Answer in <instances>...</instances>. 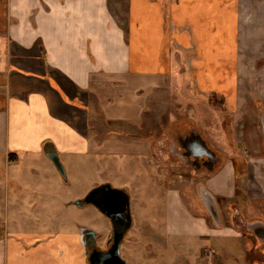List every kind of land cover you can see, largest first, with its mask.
Wrapping results in <instances>:
<instances>
[{
	"label": "crops",
	"instance_id": "1",
	"mask_svg": "<svg viewBox=\"0 0 264 264\" xmlns=\"http://www.w3.org/2000/svg\"><path fill=\"white\" fill-rule=\"evenodd\" d=\"M263 25L264 0H0V264H89L84 228L65 230V199L79 196L46 151L84 175L85 192L108 171L132 195L165 182V223L149 231L168 264H264V144L197 172L169 155L157 123L175 100L220 101L223 121L257 106L247 54ZM196 179L205 188L186 196ZM46 212L62 216L52 230L33 223Z\"/></svg>",
	"mask_w": 264,
	"mask_h": 264
},
{
	"label": "rangeland",
	"instance_id": "2",
	"mask_svg": "<svg viewBox=\"0 0 264 264\" xmlns=\"http://www.w3.org/2000/svg\"><path fill=\"white\" fill-rule=\"evenodd\" d=\"M261 35H263L261 44L257 47L256 43L259 41L252 42V45L249 43L247 54L249 60L248 68L250 69V71L248 70L250 73L248 74L247 79H251V82H253L252 87H250L249 90L252 92L251 96L254 97V101L259 102L258 105L256 106L255 104H252V108L248 109L246 114L241 118L234 119L233 117L227 116L225 121H223L218 118L220 115L218 110H221L222 107L220 101H215V108H210L209 111L205 105L193 101L188 102L186 99L179 103L178 100L171 101L160 108L161 115L159 117L161 118V121L157 123L158 126H161L158 132V136L159 138L161 137V140H163L165 136H168V131L171 127L173 128L175 126L172 122L173 119H177V122H174L175 124L178 123V125H185L189 123L191 127L197 130L198 135H203L211 150L218 156L224 157L226 155L228 157L230 156V153H235L239 148L241 149V153L245 155L246 153L243 151L248 150L251 143L257 145L264 144V104L261 103L259 99L255 98L256 89L254 86H256V83L253 81L254 76H257V78L259 77L258 79L261 78L262 81H264V34L261 33ZM256 72L257 74H255ZM150 131H153L152 128ZM239 133H243V135L241 136ZM236 137L239 139L242 138L243 142L241 145L234 143ZM222 140L224 141L220 146L222 151H218V142H221ZM234 155H236V153ZM73 175H70L67 171V179L68 181L70 179L72 180L73 184H71V187L75 193H77L75 195L83 199L96 187L106 184L104 182L109 181V178L113 179V183H111L113 188L118 187L119 184H122L120 182L123 181L121 174L119 173L118 175V172L115 173L113 171H108V173L103 175H94V178L100 185L91 187V189H88V191L85 192L87 184H85L84 175H78L76 178ZM158 176L159 175H157V177ZM159 179H157L158 182L154 179L148 180L145 190L141 191L139 194L137 193L138 195H132L130 192L128 193L130 197L131 215L132 218H134L135 223L131 231L127 234L124 241L125 244L121 248L122 256L128 264H168L164 255L158 258V255L155 253L158 251L153 247L155 233L154 231H149V227L153 226L162 229V220H164L165 223L166 219V217L163 218L162 215V212L164 213L167 207L163 195H166L169 186L167 188L165 182L160 185ZM201 188H205V182L203 180L197 181L196 179L194 189L184 190V194L187 196L192 193V191L199 194ZM78 192H81L82 195H78ZM79 198L75 200L65 199V203H69L68 206L66 205L67 213H69L66 217L69 220V224L65 230L68 228L72 231L74 230L73 232H78V230L80 231L82 228L98 230L99 246L104 247L108 238L107 235H110V233H106L110 225L108 218L94 206H88L81 209L76 205L71 204L72 202L79 200ZM43 202H45L43 207H46V204L50 206V204L57 202V199L55 196L51 195L46 197ZM34 218H36V220L33 223L42 227V230H52L50 228L51 223L59 222L57 220L61 219L62 216L52 214L47 215L46 212L43 215ZM145 221H147L149 226L146 225ZM16 224L19 227L21 221H17ZM30 226L33 227V225ZM144 227H148L147 231L143 229ZM126 241L129 242L128 245ZM134 242H137L136 246ZM146 243L150 244V246L148 244L146 245ZM129 247L130 249L132 247V249L128 250L127 248Z\"/></svg>",
	"mask_w": 264,
	"mask_h": 264
},
{
	"label": "water",
	"instance_id": "3",
	"mask_svg": "<svg viewBox=\"0 0 264 264\" xmlns=\"http://www.w3.org/2000/svg\"><path fill=\"white\" fill-rule=\"evenodd\" d=\"M199 139L202 143H204L200 136ZM206 148L208 149V147ZM46 155L53 162L63 180L66 181V170L60 161L59 155L55 151H46ZM204 156L209 157V154H200V157L203 158ZM202 193L203 197H205L207 201L210 200L209 202L211 205V210L213 211L212 214L216 220H219L214 199H212L205 190H202ZM99 194H106L109 197L111 205L114 207V209L118 210L121 208V210L124 211L126 223L120 232H116L114 230L112 231L111 237L108 239V249L106 251L96 249L94 252L88 255L89 264H128L123 258L121 252L122 245L133 225V218L130 210V197L128 193L124 190L115 189L110 184H104L96 187L84 199L77 200L73 204L81 209H84L88 206H94L109 220H111V212L103 209L101 204L95 199ZM82 236L84 244L88 247V237L90 236L95 242H97L99 235L91 229L84 228L82 230Z\"/></svg>",
	"mask_w": 264,
	"mask_h": 264
},
{
	"label": "flooded vegetation",
	"instance_id": "4",
	"mask_svg": "<svg viewBox=\"0 0 264 264\" xmlns=\"http://www.w3.org/2000/svg\"><path fill=\"white\" fill-rule=\"evenodd\" d=\"M205 143V142H204ZM202 143L197 134V130L189 125V123L183 125L175 124L172 131L168 134V139L164 143V147L170 154H176L182 163L188 164L190 167L195 169L197 172L205 171L209 167L213 166L219 159L218 155L215 154L207 145ZM208 147V149L206 148ZM175 148H177L175 150ZM209 154V157H200V154ZM120 196V195H119ZM103 209L111 212L110 221V235L108 236L105 246H99L98 240L95 242L90 236L87 239L88 252L89 254L94 252L96 249L106 251L108 249V239L111 237L112 231L120 232L125 223L124 211L120 209H114L112 207L109 197L106 194H99L95 198Z\"/></svg>",
	"mask_w": 264,
	"mask_h": 264
}]
</instances>
